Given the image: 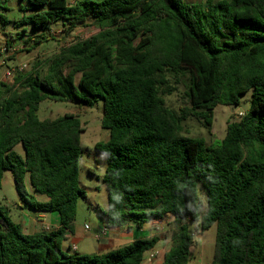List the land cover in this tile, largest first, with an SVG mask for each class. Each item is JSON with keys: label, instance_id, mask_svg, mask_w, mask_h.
<instances>
[{"label": "trees", "instance_id": "16d2710c", "mask_svg": "<svg viewBox=\"0 0 264 264\" xmlns=\"http://www.w3.org/2000/svg\"><path fill=\"white\" fill-rule=\"evenodd\" d=\"M26 1L33 13L17 26L29 29L7 38L27 40L29 51L57 40L59 22L66 36L90 25L99 32L18 73L12 86L0 84V189L10 171L25 206L59 218L25 234L0 205V264H143L158 248L155 236L104 254L64 251L86 197L84 127L77 114L41 120L38 111L45 101L93 108L99 99L110 134L95 145L108 159L107 228L172 219L163 264H190V224L200 221L202 232L217 226L211 264H264V0ZM8 11L0 0V28ZM182 88L175 110L166 97ZM251 90L249 111L222 142L184 134L189 120L210 131L215 109L239 106Z\"/></svg>", "mask_w": 264, "mask_h": 264}, {"label": "rangeland", "instance_id": "374dc122", "mask_svg": "<svg viewBox=\"0 0 264 264\" xmlns=\"http://www.w3.org/2000/svg\"><path fill=\"white\" fill-rule=\"evenodd\" d=\"M74 3L76 0H69ZM188 3L200 4L206 0H185ZM9 7L7 13L9 23L1 25L0 28V84L4 83L12 86L15 82V77L18 73H31L38 62H45L50 57L60 51L61 47L74 43L79 40L87 39L99 32L96 27L85 26L78 28L70 36H66L63 32L61 22L54 25L53 35L57 40H50L43 43L36 50L29 51L30 47L25 43L27 40H16L7 38L21 34L25 27L17 26L23 15L32 14L29 10V4L26 0H5ZM9 44H6V40ZM26 67L24 68V66ZM183 88L179 92L166 97L169 107L178 110L182 106ZM253 91H249L241 97L239 106H224L220 105L215 109V119L212 129L209 131L200 125L195 120H189L184 125V134L194 138H202L207 145H216L222 142L226 136L227 126L229 123L239 121L246 114L251 106ZM66 113H74L80 116L84 127L82 134L83 154L80 160L81 166V182L86 192V197L81 198L78 203L77 217L75 221V230L82 231L85 235L83 239L77 241L78 254L93 255L104 254L108 250L102 249V245L106 241L102 237L101 222H106L103 212L108 208V190L104 183V175L108 164V159L105 155L98 153L95 150V145L99 142H106L109 139V131L102 128L103 101L98 100L93 108H86L80 104L66 102L45 101L41 104L38 111V116L41 120L56 119L64 116ZM17 151L23 154L21 146L17 147ZM27 189L30 194H33L29 183ZM200 195H202L200 191ZM38 196V195H37ZM203 198L205 197L202 195ZM44 199H46L44 197ZM0 205L6 207L12 220L15 223L23 224L24 218L29 215V207L25 206L16 188V183L12 172L4 173L2 188L0 189ZM206 210L205 200L201 209V214ZM53 215H57L53 213ZM85 225L90 227L85 229ZM23 227L25 234H34V229L31 227ZM55 227L52 225H44L42 228ZM177 224L172 220L160 222L157 225L149 226L144 230V236L152 238L158 236L161 242L158 248L146 257L154 255L151 260H159L161 256L169 249L171 245V236L176 230ZM191 232L194 236L195 245L192 249L193 259L191 264H211L216 242L217 226L214 225L205 232H202L201 222L190 224ZM95 235L98 236L95 238ZM141 237V238H145ZM71 239L66 240L63 244L64 251L75 253L74 250H69ZM156 262V261H155Z\"/></svg>", "mask_w": 264, "mask_h": 264}, {"label": "crops", "instance_id": "0c3cea01", "mask_svg": "<svg viewBox=\"0 0 264 264\" xmlns=\"http://www.w3.org/2000/svg\"><path fill=\"white\" fill-rule=\"evenodd\" d=\"M38 197L39 200H43V201L46 200L44 199V197H40V196ZM29 212L30 213L27 216L28 218L27 219L24 218L23 220V224H24L23 227H26L25 225L30 227V223H31V227L34 229V233L38 231L39 227H44V225H52L55 227L59 225L58 215H53V213H48V214L36 213L30 208H29ZM158 223H160V221L152 222L148 225L153 226V225H157ZM148 225H146L142 229L137 228L133 224L124 226L123 228L112 229V228H107L106 222H101V226L103 228L101 238H103L106 241V243L102 245V249L110 251L128 245L135 240L141 239V237H145L144 230L148 227ZM104 230H106L105 234H104ZM81 233L82 231L75 230L74 234L69 235V239H71L72 241L71 245H75L77 247V250H75V252L79 251L77 246V241L79 239L85 238L84 237L85 235H82ZM97 237L98 236L95 235V238ZM150 257H146L143 264H163L164 255L161 256L160 260L158 257L156 259L151 260Z\"/></svg>", "mask_w": 264, "mask_h": 264}, {"label": "built area", "instance_id": "2783aa9c", "mask_svg": "<svg viewBox=\"0 0 264 264\" xmlns=\"http://www.w3.org/2000/svg\"><path fill=\"white\" fill-rule=\"evenodd\" d=\"M25 67H26V65L24 66V68H25ZM241 115L244 116L245 114H242V113H241ZM47 229H49V227H47ZM85 229H86V230H89L90 227H89L88 225H85ZM105 233H106V230H104V234H105ZM72 248H73V250H77V247H76L75 245H73ZM153 256H154V255L152 254V255H151V258H152Z\"/></svg>", "mask_w": 264, "mask_h": 264}]
</instances>
